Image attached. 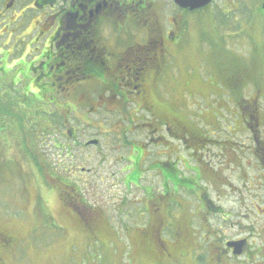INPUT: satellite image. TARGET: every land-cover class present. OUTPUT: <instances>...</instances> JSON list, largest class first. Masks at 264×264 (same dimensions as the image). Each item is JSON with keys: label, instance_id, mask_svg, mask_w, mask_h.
<instances>
[{"label": "flooded vegetation", "instance_id": "1", "mask_svg": "<svg viewBox=\"0 0 264 264\" xmlns=\"http://www.w3.org/2000/svg\"><path fill=\"white\" fill-rule=\"evenodd\" d=\"M258 1L257 11L264 14V0ZM166 5L165 0H0L2 140L17 143L22 129L23 140L37 134L36 141L67 149L72 157H78L77 149L110 157L105 144L107 152L117 151L124 190L112 219L126 222L121 215L136 204L137 222L146 217L173 225L174 242L160 236L158 249L148 240L159 262L264 264V224L258 232L256 224L243 222L253 214L260 220L264 206L252 202L244 212V184L235 185L225 175L229 165L244 170L243 164L238 157L228 161L226 140L197 134L160 101L164 63L174 54L172 46L190 33L182 12L203 10L175 3L169 13ZM42 101L43 109H36ZM105 111L108 120H100ZM90 127L97 135L88 136ZM102 134L108 141L102 143ZM37 166L59 180L66 208L87 234L109 225L107 209L86 198L72 168L47 160ZM194 171L205 186L196 185ZM149 174L157 177V185L150 184ZM246 185L256 189L255 181ZM152 190L160 191L153 205L157 214L146 207ZM230 196L239 198L238 209L222 204ZM186 207L188 220L180 223ZM21 241L12 227L0 226V264H12L9 256H16Z\"/></svg>", "mask_w": 264, "mask_h": 264}, {"label": "rangeland", "instance_id": "2", "mask_svg": "<svg viewBox=\"0 0 264 264\" xmlns=\"http://www.w3.org/2000/svg\"><path fill=\"white\" fill-rule=\"evenodd\" d=\"M165 2L167 11L172 13L176 7L174 0ZM258 3V0H217L207 9L182 12L190 33L178 46H172L174 54L164 63L159 87L160 101L169 103L177 118L186 120L197 134L226 140L229 162L231 157L239 158L244 170H234L235 165H229L225 175L235 185L244 184V212L255 206V202L264 206L261 181L264 177V14L257 11ZM44 105L42 101L36 109H43ZM108 117L107 111L99 113L100 120L107 121ZM245 117L247 121L242 123ZM24 130L27 133L26 127ZM34 131L42 132L37 125ZM21 132L22 129L17 143L15 138L3 141L0 134V226L12 227L17 238L22 239L16 256H9L12 264H166L155 258L148 240L158 249L160 236L165 242H174L173 225L166 226L160 220L151 222L146 217L142 223L139 219L137 222L133 219L138 209L136 204L121 215L126 222L112 219L118 211L114 205L124 190L118 181L122 164L114 160L117 151L107 152L109 146L105 144L103 150L110 157L101 158L95 149L89 150L93 153L77 149L74 153L78 157H72L67 149L61 151L53 144L48 147L36 141L37 134L25 141ZM97 132L96 128H88V136ZM100 138L102 143L108 141L105 134ZM34 155L41 163L47 160L72 168L76 178L71 177L86 198L107 209L109 225L95 235L87 234L66 208L59 180L36 167ZM198 174L194 171L196 185L205 186L207 183H200ZM136 177L137 172L131 178ZM251 181H255L254 191L246 189ZM149 182L157 185L158 179L149 174ZM159 195V190H152L146 207L152 209ZM238 201L236 196H230L222 204L238 209ZM150 213L157 214L155 207ZM187 220L186 207L181 209L178 222ZM243 222L245 226L256 224L261 232L259 225L264 224V216L258 220L253 214Z\"/></svg>", "mask_w": 264, "mask_h": 264}, {"label": "water", "instance_id": "3", "mask_svg": "<svg viewBox=\"0 0 264 264\" xmlns=\"http://www.w3.org/2000/svg\"><path fill=\"white\" fill-rule=\"evenodd\" d=\"M213 1L214 0H174V2L181 8L189 9L191 11L202 9L211 4Z\"/></svg>", "mask_w": 264, "mask_h": 264}, {"label": "trees", "instance_id": "4", "mask_svg": "<svg viewBox=\"0 0 264 264\" xmlns=\"http://www.w3.org/2000/svg\"><path fill=\"white\" fill-rule=\"evenodd\" d=\"M207 8H209V6L203 8V10H204V9H207ZM246 116H247V115H246ZM33 159L35 160V162H36L37 165H40V162H39L40 160H39V157H38L37 155H34V158H33Z\"/></svg>", "mask_w": 264, "mask_h": 264}]
</instances>
